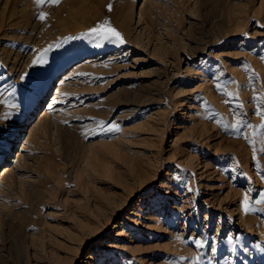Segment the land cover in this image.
Segmentation results:
<instances>
[{
	"label": "rangeland",
	"instance_id": "rangeland-1",
	"mask_svg": "<svg viewBox=\"0 0 264 264\" xmlns=\"http://www.w3.org/2000/svg\"><path fill=\"white\" fill-rule=\"evenodd\" d=\"M4 175L0 264H264V0H0Z\"/></svg>",
	"mask_w": 264,
	"mask_h": 264
},
{
	"label": "snow or ice",
	"instance_id": "snow-or-ice-1",
	"mask_svg": "<svg viewBox=\"0 0 264 264\" xmlns=\"http://www.w3.org/2000/svg\"><path fill=\"white\" fill-rule=\"evenodd\" d=\"M37 3L39 4H43L45 2V0H36ZM50 3L52 4H59L60 0H49ZM109 10H111V4L108 5ZM47 13H42L39 18L41 20L46 19L47 17ZM92 33H95L99 36H102L104 40H110L113 41L114 43H119V44H123L125 43L124 37L122 35V33H120L115 27L111 26L110 21H105L104 23L100 24L99 27H94L90 30ZM59 46V45H57ZM51 49V45H49L48 48L44 49L42 53H40L34 60H33V64H41V63H46V59H44V55ZM219 86V85H218ZM228 95H232V93H228ZM240 124L241 121H237V124L232 125V127L239 132L240 131ZM249 127H251V125H249ZM115 129V130H119L117 125H112L111 129ZM253 143H255V141H253ZM262 201H257V203H261ZM243 206H244V210L245 212H249V211H253V209L250 208L249 206V200L247 195L244 198V202H243ZM231 239V238H230Z\"/></svg>",
	"mask_w": 264,
	"mask_h": 264
},
{
	"label": "bare ground",
	"instance_id": "bare-ground-1",
	"mask_svg": "<svg viewBox=\"0 0 264 264\" xmlns=\"http://www.w3.org/2000/svg\"><path fill=\"white\" fill-rule=\"evenodd\" d=\"M10 9H11V7H9ZM8 8V9H9ZM14 10V9H13ZM13 10H11V11H13ZM15 11H13V12H11V14L10 15H12V16H14L15 15ZM9 15V16H10ZM91 60V59H90ZM57 97H58V95H57ZM54 102H55V98H53L52 99V105L54 104ZM52 105L49 107V109L52 107ZM55 106V105H54ZM35 109L34 110H32L31 111V113H30V116H29V120H31V117H33L35 114ZM44 115H46V112L44 113ZM108 144V143H107ZM107 144H105V142L104 143H102V144H100V145H102V146H104V145H107ZM114 144V143H113ZM114 145H116V143L114 144ZM101 147V146H100ZM10 148H11V146H9L7 149H6V151L5 152H3L2 154H1V157L6 153H8V151L10 150ZM92 152V151H91ZM92 153H94V151L92 152ZM8 155V154H7ZM95 156V155H94ZM15 160V159H14ZM106 169H105V172L106 173H108V174H110V172H111V168H109L108 166L107 167H105ZM10 167H8V166H5V170H4V174H6V173H8L9 171H10ZM7 177V175H4L3 177H1L0 178V181H3L5 178ZM85 227H86V229L87 230H90V231H93L92 233L94 234V235H96L97 234V232H99V229H100V225L98 224H95L94 226H93V224H92V222H89V221H86L85 222ZM93 254V253H92Z\"/></svg>",
	"mask_w": 264,
	"mask_h": 264
}]
</instances>
